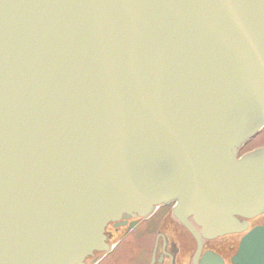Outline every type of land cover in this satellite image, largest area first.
<instances>
[{
	"label": "water",
	"instance_id": "95a60500",
	"mask_svg": "<svg viewBox=\"0 0 264 264\" xmlns=\"http://www.w3.org/2000/svg\"><path fill=\"white\" fill-rule=\"evenodd\" d=\"M263 127L264 0H0V264H87L168 203L235 233Z\"/></svg>",
	"mask_w": 264,
	"mask_h": 264
},
{
	"label": "flooded vegetation",
	"instance_id": "af4514ba",
	"mask_svg": "<svg viewBox=\"0 0 264 264\" xmlns=\"http://www.w3.org/2000/svg\"><path fill=\"white\" fill-rule=\"evenodd\" d=\"M174 208V203L164 204L147 217L109 224L105 235L110 251L95 253L89 264H264L261 253L257 258V237L243 253L250 234L264 231V213L237 218L235 233L207 238L192 217L181 222Z\"/></svg>",
	"mask_w": 264,
	"mask_h": 264
},
{
	"label": "rangeland",
	"instance_id": "374dc122",
	"mask_svg": "<svg viewBox=\"0 0 264 264\" xmlns=\"http://www.w3.org/2000/svg\"><path fill=\"white\" fill-rule=\"evenodd\" d=\"M262 146H264V131L260 133L254 140H251L248 143V145L242 151V154Z\"/></svg>",
	"mask_w": 264,
	"mask_h": 264
}]
</instances>
